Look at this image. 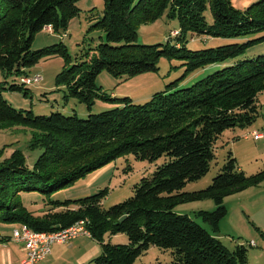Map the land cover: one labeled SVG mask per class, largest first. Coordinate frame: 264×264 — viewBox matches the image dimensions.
I'll use <instances>...</instances> for the list:
<instances>
[{"label":"trees","instance_id":"obj_1","mask_svg":"<svg viewBox=\"0 0 264 264\" xmlns=\"http://www.w3.org/2000/svg\"><path fill=\"white\" fill-rule=\"evenodd\" d=\"M78 1L0 0V69L6 78H14L0 83V129L30 127L32 147L42 150L32 168L20 149L0 162V217L48 232L85 220L92 238L101 245L100 254L88 264H134L152 246L171 250L172 260L166 264H249L246 244L230 250L217 234L228 213L226 197L261 185L264 166L248 174L230 152L208 187L183 189L208 173L215 143L226 130L256 121L257 101L264 92V53L218 69L188 87L178 88L176 80L144 103L110 96L96 80L105 70L116 77L158 71L164 57L184 60L185 74L239 57L264 36L196 50L188 47L187 36L237 38L263 31L264 0L245 9L234 6L232 0H104L102 14L92 27L104 31L105 41L87 52L86 60L60 72L57 83L67 86L66 98L76 97L89 109L98 99L121 105L88 117L61 112L36 115L14 107L2 88L27 96L26 86L32 85L21 79L29 76L30 67L53 54L71 62L63 42L37 50L32 43L48 25L56 31L66 29L80 11ZM208 6L212 24L205 16ZM164 14L179 21L177 42L137 43L138 28ZM130 153L137 160L153 162L164 156L165 161L134 186L128 199L104 207L108 188L77 199L50 198ZM21 191L44 193L49 208L41 214L29 210L19 200ZM205 199L214 200L216 208L200 210L196 216L209 223L211 230L176 210L182 203ZM120 233H126L129 241L112 243V235Z\"/></svg>","mask_w":264,"mask_h":264},{"label":"rangeland","instance_id":"obj_2","mask_svg":"<svg viewBox=\"0 0 264 264\" xmlns=\"http://www.w3.org/2000/svg\"><path fill=\"white\" fill-rule=\"evenodd\" d=\"M256 1L258 0H232L234 6L240 9H245ZM77 6L80 11L70 19L66 29L49 31L44 28L36 33L32 43V49L37 50L63 42L71 55V62L67 63L65 57L60 54H53L44 57L36 65L30 67L28 69L29 76L39 73L42 75L43 80L39 84L26 86L30 89L27 96L23 91H11L2 88L3 95L14 107L32 110L36 115H50L52 112H61L65 115L77 113L80 117H88L89 114L100 113L121 105V103L115 104L111 101L98 99L89 109L86 104L80 102L76 97L68 96L66 98L67 86H58L57 76L60 72L86 60L87 52L90 50L93 52L99 43L105 41L104 31L92 27L97 21L98 15L102 14L104 0H79ZM205 16L208 23L212 24L214 17L209 6ZM175 30H179V21L164 14L155 21L142 24L138 28L136 42L142 44L165 45L168 42L175 44L177 42L176 36L180 34ZM260 36H264V30L237 38L212 37L205 34L192 35L189 33L187 45L190 49L196 50L245 42ZM263 53L264 40L250 46L246 53L239 57L229 59L205 70L200 69L186 74V66L183 65L184 60L164 57L159 61L158 71L144 72L132 77H116L105 70L97 76L96 83L103 92L110 96L117 98L128 96L136 103H144L151 99L155 93L168 89L169 84L176 80L178 88L188 87L218 69ZM6 79L12 82L14 78L12 76L6 78L2 69H0V83ZM16 80L20 82V78H16ZM257 104L259 115L256 121L249 126L226 130L215 143V158L211 162L208 173L196 181L189 182L184 187V191H197L208 187L226 163L230 152L237 159L238 166L248 174H253L264 166V138L255 139L251 134L256 130L263 133L264 136V92L259 95ZM32 140L33 130L30 127L14 126L0 129V162L9 157L15 149H20L27 157L28 166L32 168L42 152L41 149L32 147ZM164 161V156L153 162L137 160L130 153L88 174L76 183L52 193L50 198L61 201L77 199L108 188V194L103 200V206L108 208L131 197L134 193V186L143 177L152 175L157 166ZM19 196V200L29 210L37 214H41L44 209L49 208V198L42 192L21 191ZM215 208L214 200L205 199L182 203L176 207V210L189 214L203 227L211 230V225L203 221L201 217L196 216V213L200 210L212 211ZM254 221L259 222V219L249 218L238 208H232L227 219H223L220 223L218 237L230 250H234L238 244H246L249 247V264H264V244L257 230L258 224ZM13 224H16L18 228L21 227L19 222H8L0 217L1 233L6 234L13 231V227H10ZM119 236L125 241H119L113 235L112 238L114 239L110 241L112 243H127L129 241L126 233H120ZM86 238L93 241L91 237ZM251 239L255 241L257 246H250L249 241ZM171 260L172 253L170 249L152 246L134 264H166Z\"/></svg>","mask_w":264,"mask_h":264},{"label":"crops","instance_id":"obj_3","mask_svg":"<svg viewBox=\"0 0 264 264\" xmlns=\"http://www.w3.org/2000/svg\"><path fill=\"white\" fill-rule=\"evenodd\" d=\"M262 138H264V136ZM225 204L228 213L223 219H227L232 208H238L239 211L249 218L253 217L254 219H259V222H254L258 224L257 230L259 235H261L264 244V182L259 186L250 187L226 197ZM177 211L181 212L179 210ZM10 227H13V230L18 228L16 224L10 225ZM119 235L120 234H117L113 237H117L119 241H125ZM86 237L85 235L78 236L75 238L76 240L73 239L67 243L53 244L51 253L45 259L38 261L36 264H88L90 260L100 254L101 247L97 240H94L91 237L93 239L92 241ZM252 241L254 240L251 239L249 244ZM25 256V243L14 239L13 231L3 234V237L0 239V264H22V260Z\"/></svg>","mask_w":264,"mask_h":264},{"label":"built area","instance_id":"obj_4","mask_svg":"<svg viewBox=\"0 0 264 264\" xmlns=\"http://www.w3.org/2000/svg\"><path fill=\"white\" fill-rule=\"evenodd\" d=\"M45 28L53 31L52 25H48ZM21 80L24 84L36 85L43 80V77L37 73L33 76H25ZM251 134L255 139L263 137V134L256 130ZM81 235L92 237V233L86 226L85 220H80L72 226L51 232L36 231L26 224H21L20 228L13 230V238L25 243L26 256L22 260V264H36L51 253V248L54 243H67ZM2 237L3 234L0 232V239ZM250 245L256 246V243L252 241Z\"/></svg>","mask_w":264,"mask_h":264}]
</instances>
